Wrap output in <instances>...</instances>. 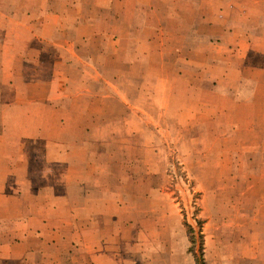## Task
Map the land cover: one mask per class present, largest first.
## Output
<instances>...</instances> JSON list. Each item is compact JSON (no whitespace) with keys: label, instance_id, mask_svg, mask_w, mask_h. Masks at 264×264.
<instances>
[{"label":"rangeland","instance_id":"374dc122","mask_svg":"<svg viewBox=\"0 0 264 264\" xmlns=\"http://www.w3.org/2000/svg\"><path fill=\"white\" fill-rule=\"evenodd\" d=\"M59 1L0 0V65L2 51L14 47L13 40L2 39L3 33L21 32L20 26L31 27L33 34L45 32L42 17ZM222 1L211 0V7L222 6ZM74 3L64 10L71 16L63 15L54 30L56 47L68 58L57 65H67V90H82L86 102H92L79 126H88L95 158L110 164L122 210L131 205V219H123L119 227V262L195 264L199 229L206 264H249L243 254L255 243L264 254V72L254 69L255 56L248 57L241 73H223L225 65L212 60L221 50L212 49L206 38L189 39L193 26L187 19L194 0ZM177 16L186 22L182 32L189 38L170 40L165 49V41L157 37L162 28L178 27ZM200 31L206 34L204 26ZM71 49L76 53H67ZM9 59L5 57L7 65ZM98 78L105 83L96 84ZM166 80L171 84L163 90L157 83ZM145 82L154 87L141 89ZM152 98L147 113L130 105L136 100L145 109ZM9 172L11 178L26 175L25 169L6 170L8 189L16 193L29 187L11 180ZM127 232L130 241H125ZM64 251L53 257V264L80 263V250Z\"/></svg>","mask_w":264,"mask_h":264},{"label":"crops","instance_id":"0c3cea01","mask_svg":"<svg viewBox=\"0 0 264 264\" xmlns=\"http://www.w3.org/2000/svg\"><path fill=\"white\" fill-rule=\"evenodd\" d=\"M74 1L56 2L53 12L43 15L40 24L45 32L33 34L31 27L20 26L21 32H6L2 36L5 41L13 40L14 47L2 51L0 65V170H3L0 183L4 184L0 188V234L9 233L7 239L0 238V264H53V257L67 249L81 251L78 264H121L118 248L121 249L123 236L119 227L123 219H131L127 216L131 205L122 210L121 196L110 181V164L95 158L89 128L79 126L89 116L92 102H86L87 94L82 90L76 94L67 90L70 75L63 74L67 65H57L61 60L68 61L56 47L59 40L56 32L61 17L71 16L64 10L73 9L77 5ZM98 1L101 0H85ZM203 1L194 0V11L187 19L193 26V36L188 38L193 41L206 38L212 49L221 50V56L212 60L225 65L223 73L231 70L241 73L251 54L257 59L254 69L264 72V0H237V3L223 0L222 6L215 9L211 0L209 4ZM58 9L63 11L58 13ZM181 16L176 17L179 22L175 30L162 28L161 36L157 37L165 41V49L170 40L188 39L182 32L186 22H180V17L186 15ZM203 26L206 34L200 31ZM134 40L138 41L136 34ZM34 44L43 47L33 48ZM47 45L49 50L44 49ZM67 53L73 55L76 50ZM132 54L138 55L136 48ZM234 55L237 61L232 58ZM6 56L11 64H6ZM100 83L105 82L99 79L96 84ZM157 84L166 90L171 82ZM147 86L154 87L145 82L140 88ZM150 100L145 109L139 108L136 100L130 105L147 113L153 105V98ZM93 113L100 115L98 111ZM12 169L26 170L25 176L11 178L10 172L8 176L29 187L16 193L7 188L4 172ZM8 217L13 220L7 221ZM129 232L125 241H130ZM243 257L249 264H264V254L256 243L245 250Z\"/></svg>","mask_w":264,"mask_h":264},{"label":"trees","instance_id":"16d2710c","mask_svg":"<svg viewBox=\"0 0 264 264\" xmlns=\"http://www.w3.org/2000/svg\"><path fill=\"white\" fill-rule=\"evenodd\" d=\"M190 230H189V235H190V243L191 246L195 245V241L194 238L192 237V228L189 226ZM199 249H198V254L197 256H195V264H206L204 258H203V251H204V241H203V233H202V229H199Z\"/></svg>","mask_w":264,"mask_h":264}]
</instances>
